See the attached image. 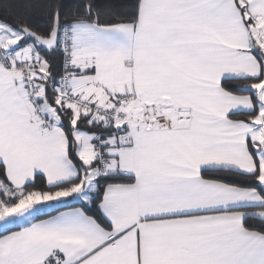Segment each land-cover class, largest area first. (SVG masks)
Returning <instances> with one entry per match:
<instances>
[{"label": "snow or ice", "instance_id": "obj_1", "mask_svg": "<svg viewBox=\"0 0 264 264\" xmlns=\"http://www.w3.org/2000/svg\"><path fill=\"white\" fill-rule=\"evenodd\" d=\"M39 6L0 18V264H264V0Z\"/></svg>", "mask_w": 264, "mask_h": 264}, {"label": "trees", "instance_id": "obj_2", "mask_svg": "<svg viewBox=\"0 0 264 264\" xmlns=\"http://www.w3.org/2000/svg\"><path fill=\"white\" fill-rule=\"evenodd\" d=\"M28 0H0V5L4 3H11L13 5L9 14L5 15L6 9L0 7V18H6L10 21L16 18L27 17L31 19L34 23L42 24L46 16V11L43 7L39 5L43 4L44 0H32L37 6L32 8H27L25 5ZM80 206V205H73Z\"/></svg>", "mask_w": 264, "mask_h": 264}]
</instances>
